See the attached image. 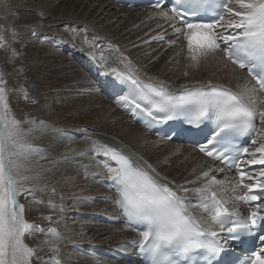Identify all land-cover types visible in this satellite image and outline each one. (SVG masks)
I'll return each mask as SVG.
<instances>
[{
	"label": "snow or ice",
	"instance_id": "1",
	"mask_svg": "<svg viewBox=\"0 0 264 264\" xmlns=\"http://www.w3.org/2000/svg\"><path fill=\"white\" fill-rule=\"evenodd\" d=\"M153 7L161 8L160 0ZM158 15L172 21V29L187 40V51L193 62L198 64L210 53L222 51L232 64L247 70L255 85L249 88L245 84L237 92L209 81L207 86L185 85L182 91L173 92L163 83L154 85L141 81L125 56L117 61L123 68L110 70L127 86L126 94L117 103L132 105L133 115L145 118L148 127L181 118L197 128L205 122L210 123L213 131L209 138L198 144L199 151L236 171L239 181L231 188L232 193L238 189L246 191L243 195L229 196V190L222 187L228 181L211 176L201 187L192 190L197 194V200L192 204L186 197L178 195V191L189 192L188 188L175 185L151 164L146 161L141 164L98 140L87 136L85 139L90 140L93 157L107 158L104 168L115 189L114 204L130 226H142L139 250L147 254L148 264H201V261L217 264L231 241H241L264 229V167H260L255 175L245 170L247 166H264V132L256 129L257 121L264 126V0H171V16L166 11ZM205 15H211L213 19H192ZM177 20L179 24L175 23ZM68 31L74 36L83 32L84 42L92 48L97 47L95 41L99 37L93 36L89 41L87 25L68 28ZM32 35H36L34 30ZM155 39H164V36ZM2 41L3 37H0V47ZM109 46L118 51L115 46ZM91 55L95 59V53ZM99 62L102 69L108 63L102 49ZM104 74L109 73L105 71ZM24 96L28 98L26 91ZM32 102L36 103L35 100ZM25 123L32 127L25 129ZM43 127V121L38 125L34 119L21 121L16 118L8 102L6 81L0 74V264H33V258L40 259L37 250L25 243V237L34 232L49 237L43 243L48 245L52 255L44 264H62V237L58 230L49 227L45 231L30 223L25 219L24 205L19 202L21 194L34 196L35 185L30 182L42 179L39 172H33L39 162H33L32 156L43 149L34 146L30 137ZM244 136H253L254 151L233 143L236 137ZM242 156L248 157L245 167H242ZM218 171L223 172V169ZM210 172L211 169L203 172L197 180L208 178ZM246 178L251 182H245ZM230 199L248 205V215L226 207ZM49 207L63 211L62 205L50 203ZM191 207L200 208L206 216L193 215L189 210ZM46 219L52 221L51 216ZM205 225H216L220 231ZM225 230L227 234L222 235ZM258 240V248L250 249L236 262L226 261L225 264H264V234L258 235Z\"/></svg>",
	"mask_w": 264,
	"mask_h": 264
},
{
	"label": "rangeland",
	"instance_id": "2",
	"mask_svg": "<svg viewBox=\"0 0 264 264\" xmlns=\"http://www.w3.org/2000/svg\"><path fill=\"white\" fill-rule=\"evenodd\" d=\"M14 1L15 0H0V37H3V41H2L3 46L0 47V74H2L3 79L6 81V87L8 89V102L16 118L21 121H27L33 119L34 120L38 119L37 121H39L42 118L43 119L51 118V120H53V123L55 124L56 127L73 126V124H75L76 126L73 127H82L85 130L88 129V131L89 132L91 131V133L95 132L96 135L100 136V138L97 139H100L103 142H107L106 140L113 139L116 141L118 140L117 142L120 141L122 144L126 143L127 146H129V140L127 138V135H124L121 132V129L119 130V127L122 123H114L115 120H119V119L125 120V119L121 118L122 116L119 115H116L113 118H109L106 116L105 113H103L101 107H103L107 102L104 100L99 101V98H103L105 95L98 87L95 77H93L90 74L91 73L90 70L86 69V67L82 65V61L80 57L77 58L78 52L81 53V51L82 52L86 51L90 53V51H92L91 53L94 52L96 54L98 50L101 51L102 48L101 47L99 49H97V47L92 48L88 44H87L88 48L87 47L85 48L86 43L84 41L82 42L75 41L79 36H81V40H83L82 36H84V33L82 32L77 33L75 36L73 35L72 32L69 33L71 38L69 35H67V33L63 34V32H60L61 35L59 34V32H53V33L41 32L37 36H31L32 35L31 34L32 27H30L31 23L29 20H26L23 17H21V13L23 12V9H18L19 6L17 5L18 6L17 7L15 3L14 4L12 3ZM27 1L30 3L24 2L23 5L26 6V8H29L28 10L32 11L34 14H35L34 7L38 5V3L36 4V2L39 1L42 4H46V5L52 4L58 8L61 7L60 5L61 2H59L61 0H27ZM23 5H21V7ZM6 6L10 8L9 11L7 10ZM69 12L71 13V8ZM37 13H39L37 16L39 19L45 18V17L43 18L44 10L38 11ZM70 13L69 15H71ZM120 14L124 18L131 17L134 15V19L140 18L141 17L140 15L142 14H146V15L154 14V19L156 21L161 19L158 14H155V12L153 13V10H143V8L142 9L139 8L131 12L130 11L125 12L124 15H122V12H120ZM85 16L86 15H84L83 19H85ZM168 23H172V21H169ZM70 25H71L70 22L66 23L63 20L62 22H59L57 26L58 27L63 26L65 29H67L69 28ZM161 25H163L164 30H160L159 32L156 33V35H152L151 38L146 39V42L145 40L138 41L139 38H141V36H138L132 40L130 38L129 41H126L128 39L127 38L123 42L125 47H121V48L123 50L128 48L129 50L130 47H132L134 44H135L134 47L137 46V48H142L143 45L147 42L153 45L151 51L141 50L138 54L139 55L143 54V56H146L147 57L146 62L148 60V63H150L151 60L155 58L154 60H156L155 64L157 66L153 65L154 67L151 68L150 70H155V74L159 76L162 75V73L160 72L161 70L160 67H163L162 63L166 64L168 71L169 70L171 71L169 72L170 74H172L171 75L172 77L170 76L168 77L166 75L165 77L163 75L160 77H158L157 75L155 76H157L159 80L166 81L167 83L169 82L164 78L168 77L167 79H171L175 77L178 80V82L182 84L191 83L193 85H201V84L206 85L208 84L209 81H211L212 83L213 82L224 83L225 85L232 86L238 91L241 90V87H239L235 83H232V80L231 82L228 81L227 75H228L229 63L224 61L218 55L217 52H214L215 54L210 53L207 56V58L201 59L200 62L197 64L190 59L189 53L187 51V46L184 44V40L182 38H179L178 35H170L169 31H167V23L163 22V24ZM154 26L156 27V25ZM145 27H143V29H145ZM148 31L149 30L146 29L143 33H141V35L147 34ZM162 31L164 32L160 34V32ZM121 32L123 33L124 31ZM126 32L127 29L123 35H125ZM166 32L169 34L165 35L164 39H159V41H157L158 39H155V37L163 35ZM45 36L49 38L50 41L48 42L45 41L44 39L46 38ZM87 36L89 41H91L92 37H89V34H87ZM59 38H61V40L63 39L62 41L65 43L67 41V44H70V42L73 44L74 41V44L71 45L73 47L69 48L60 45L59 42H56L57 40H59ZM24 41L25 42L27 41V43L29 44L38 43L40 46L50 49V52L51 50L59 49L62 53L61 56L58 55L59 56L58 58L56 57L57 55H55V57L50 56L51 58H49L48 64L52 65V63H55V58L62 59L63 57L65 59V56H66L65 60L68 62L66 63V61L64 60L63 62H65V65L60 66L58 64V61H56L57 66L56 65L55 67L53 66L55 69H53L51 65L48 66V64H44L43 67L40 68V71L43 73V76L45 77L41 78L42 79L41 80L38 77H36L35 69L30 70L29 69L30 67L29 68L26 67L29 60H27L26 57L23 58L24 55L22 56L21 53L25 52L24 51L25 48L22 47L23 45L21 46V44H19V43H25ZM172 41H175V44H173ZM97 42L98 40L95 41L96 45ZM129 43L132 44L128 45ZM21 47L22 49L23 48L24 49L22 50ZM110 48L112 49L109 51L113 52L114 54L116 53L115 55H117L118 53H122L123 51L120 48H119L120 50H118L119 52L114 50L113 47H109L108 49ZM28 50L31 51V49ZM103 52H106V49H103ZM40 53H43V51H40ZM55 53L60 54L57 52ZM41 55L43 56V54ZM147 55L149 56V58ZM118 56L119 54L117 55V57ZM107 57L109 58L110 56ZM123 57L124 56H119L120 59H122ZM80 64L84 71L78 69ZM131 67H133V69L136 70V68L140 67V65L131 63ZM85 72L89 73L88 76L91 77V80L89 81L87 87L84 86L82 87L80 81L79 82H75V81L76 79L81 80L85 75ZM151 73L153 72H149V74ZM95 86L96 89L94 88ZM21 89H23V91H21ZM97 89H99L100 91ZM25 91L28 94L27 99L24 96ZM33 100H35L36 103H33L32 102ZM93 101L96 102V104L91 106L90 104ZM114 104H116L115 105L116 107L117 106L120 107V109L122 107V110L124 111L123 102L119 104L115 102ZM80 106L82 107L80 108ZM89 106L90 108L87 109ZM27 125L28 124L26 123L23 125L25 129L30 128ZM261 132H264V126H262ZM101 136L105 138H101ZM82 144L90 145V142L82 143ZM82 144H80L79 147L82 146ZM158 144L161 151L158 152L157 155H154L152 153L149 154L142 153L141 156L139 155L138 150L135 149L132 151L128 150V152L127 151L126 152L131 156L137 158L142 164L146 161L147 164L152 163L155 166L159 162L160 158L162 159L166 158V156L163 155L165 151L170 150L172 148L170 151H172L174 155L177 154L176 145H174L176 143L173 144L171 143L173 146L171 144H168V142L166 141H161ZM88 147L91 148V146ZM44 154H41L40 156L38 155L35 156V158L36 157L39 158L37 160L39 163L36 164V166H38L36 172H39L40 176H42L44 172L43 171L44 167H47L49 169L53 168L54 170L58 169V167L54 165V162H57L56 161L57 159L52 157L53 154H46V153ZM88 155L89 157L91 156L89 159L93 157L90 154ZM76 157L77 156H75V159ZM75 159L68 160L67 161L68 163L65 162L64 166L65 167L72 166V162H75L74 161ZM162 163L163 165L159 164L156 166L157 168L152 164L151 165L155 167L156 170L162 176L167 177L169 173L170 176H172V174H175V172L171 173L170 171L168 172L166 171V169L169 170L168 167V165H170L169 159L163 161ZM73 166H75L74 167L75 169H73L71 173L69 172V174H65V172L64 171L62 172L61 170H57L58 172L57 171H53V173L51 172L52 174L55 173L54 175L56 174L58 175H56V178L55 179L53 178V180L49 183L46 182H44V184L35 183L34 184L35 188H33V191L35 192L34 196L21 194V196L19 197V201L21 204L24 205L25 219L34 225H39L40 227L44 228L45 231H47L49 227H55L60 233V235L64 234L61 236L63 240H68L72 238L70 239L72 240L70 242L76 244L77 246L72 247L73 250L71 254H74V252L77 251V253H80L79 255H83L86 257L89 256L91 258H98V260L99 257H102V259H104L103 260L104 263H106L107 261L115 262L116 256L117 257L120 256V253L116 254V252H118L117 251L118 249L116 250L115 248H120L118 245L126 246L127 243L128 244L130 243V240H132L134 236L132 234L131 237L128 238L126 237L122 242L123 244L119 242L122 239L121 235L123 236L125 231L122 228V222L118 220L119 218L118 215L116 216L113 214L115 216L114 217L113 215H111L112 212H110L111 209L115 207V204H111V205L109 204L112 202L113 196L111 194L112 192L109 193V190H107L108 188L106 184L108 182L107 181L108 179L106 178L101 180V177L99 175L100 173L94 171L92 177L99 184L98 189L94 188L89 182L83 181L81 179L83 177L85 178L86 177L85 175H87L85 174L84 169H82L81 167L79 168V166L76 163H74ZM102 167L103 165L99 166V168ZM185 171H188V173H185L183 177L185 178L186 176L190 180L186 178L184 179L185 180L184 181L183 179H179L177 178L178 176H176L174 177L176 181L175 182L173 181L175 185L180 184V182L187 183V180L197 181V178H195V176H192L191 178V175L193 174L192 170H189V168L187 169L186 167ZM60 172H62L63 174ZM50 174L47 175V177L49 176L47 179H50L52 175ZM95 176L97 179L95 178ZM168 180L170 179L168 178ZM186 183H185V188H188L189 192H187V195H185V197L189 202L195 204L197 200V197L195 199V194H194L195 192H191L192 194L191 196L188 194L190 193V190L196 189L197 187H200L202 185H198V183H187V184ZM228 184L229 186H234L235 182L232 179H229ZM215 187H220V186H215ZM35 201H43V203H36ZM50 203L55 204L57 206L62 205L63 211H60L58 208L57 210H53L52 208L49 207ZM197 209L198 207H191V211H193L194 213L199 212V209L198 210ZM26 211H28V213ZM48 216L52 217V221L46 219V217ZM109 216H113V220L112 217ZM107 218H111V219H107ZM103 220L104 222L107 221L106 223L110 224L108 226H110L111 228L106 225L99 228L94 224L96 221H103ZM91 221L93 222L94 225H92ZM92 226L96 228L97 230L96 233H94V231L91 230ZM83 227H87L86 228L87 230H85ZM109 234L112 235H110L109 237L106 236ZM65 236L68 237L64 239ZM45 239H49V237L45 236L44 234H41L40 232H34L32 235L25 237L27 244L30 247L36 249L37 254L40 257V259L33 258V264H44L45 260H47L52 255V253L48 249V246L43 243ZM83 239L85 240L83 241ZM63 244L65 243L60 242V247L63 246ZM114 246L116 247L114 248ZM125 246H121V248H124L122 252L126 251L127 248ZM113 248L115 250H113ZM125 253L131 255V251L130 252L126 251ZM79 255H75L74 259H70L67 262L69 263L72 262L73 264L81 263L80 262L81 258L79 257ZM61 261L62 264H67L65 260L63 261V257L61 258ZM123 264H131V263L123 261Z\"/></svg>",
	"mask_w": 264,
	"mask_h": 264
},
{
	"label": "bare ground",
	"instance_id": "3",
	"mask_svg": "<svg viewBox=\"0 0 264 264\" xmlns=\"http://www.w3.org/2000/svg\"><path fill=\"white\" fill-rule=\"evenodd\" d=\"M24 2H28V1L27 0H17V1L15 0L12 3L13 4L15 3L16 6L18 5L19 6L18 9H23V12L21 13V17H23L24 19L30 21V23H31L30 27H32L31 28V34H32L33 30H34L36 32L35 36H37L41 32H43V33L59 32L60 35H61L60 32H63V34L67 33V35H69V33H71V32L68 31V28L65 29L63 26L62 27H58L57 26L59 24V22H62L64 20V22H66V23L70 22L71 25L69 26V28H79V27L83 28L85 25H87V27L89 29L87 34H89V37H93V36L99 37L98 42H97V49H99L100 47L102 48V50L106 49V52H103V54L105 53L104 57H105V59L108 62L107 65L105 66V68H103L104 70L101 68V65H100V62H99V60H100V51L99 50L95 54V59L90 54L92 51H90V53H88L86 51H83V52L81 51V53L78 52V57H77V58L80 57L82 62L87 61L88 63L92 64L91 69H93V71H94L93 73H95V75H97L98 73L100 74L99 80H105L106 78H110L112 76V74L110 72L111 68H113V67H115V68H123V65L118 64L117 61L120 59L119 56H124V57L126 56V57L129 58L131 63H134L136 65H140V67L136 68V70L134 69L135 74H136V76L138 78L141 77V78L147 79V80H149L151 82H153V81L157 82L159 84L163 83L166 87L172 88V89H179V88H182V86H185V85L186 86H204V84H201V85H193L191 83H183L182 84V83H179L178 80L175 77H173L171 79H167L169 76L172 77L171 76L172 74H170L171 71L170 70H169L170 72L168 71L167 66L164 63H162L163 67H160V69H161L160 72L162 73V75L164 77H165V75L168 76L167 78H164V77L163 78L165 80H167L169 83H167L166 81H163V80H159L158 77H160L162 75L159 76V75L155 74V70H150L151 68L154 67L153 65H156L155 64L156 60H154L155 58H153V60H151V62L148 63V60L146 62V59H147L146 56H143V54H140V55L138 54L141 50L142 51H144V50L151 51L152 50L153 45H151L148 42L145 43L146 39L151 38L152 35H156V33L159 32L160 30H164L163 27L162 28H158L157 27L158 24L161 25V24H163L164 21H162L161 19L156 21L154 19V14H147V15L146 14H142V15H140L141 17L138 18V19H134V15L131 16V17L124 18V17L121 16L120 12H122V15H124L125 12H128V11L131 12V11H135L136 9H139V8L142 9L143 8V10H153V13L155 12V14H158L159 12H162V10H156V9H153V8H146V7H136V8H132V9L131 8L128 9V8H124V7H117L114 4H112L109 0H61V1H59V2H61V4H60L61 7H59V8L55 7V5H52V4L51 5H46V4H42L40 1L36 2V4L38 3V5H36V7H34V12H35V14H34L32 11L28 10L29 8H26V6L23 5ZM28 3H30V2H28ZM21 5H23V6L21 7ZM8 6H6V8L9 11L10 8ZM70 8H71V13L69 12ZM43 10H44L43 18L44 17L45 18L44 19H39L37 17L39 13H37V12L38 11H43ZM69 13L71 15H69ZM84 15H86L85 19H83ZM137 22H139V23H137ZM154 25H156V27ZM143 27H145V29H143ZM126 29H127V32H126L125 35H123L124 32L126 31ZM146 29L149 30L147 32V34H142L141 35V33H143ZM121 31H124V32L122 33ZM22 32H23V30H22ZM163 32L164 31L160 32V34L163 33ZM130 34H132V35H130ZM31 36H34V35H31ZM138 36H141V38H139V40L137 39L138 41H144L145 40V42H144L145 44L144 43H143L144 45L141 44V45H143L142 48H137V46L134 47L135 44L132 47L129 46L130 47L129 50H128V48H126L124 50L121 48V47H125L123 42L127 38L128 39L126 41H129L130 38L132 40V39H134V38H136ZM70 38H71V36H70ZM82 38H83V36H82ZM44 39L47 42L50 41L49 38H47V37L44 38ZM67 39H69V38H67ZM62 40H61V38H59V40H57L56 42H59L60 45H63L65 47H69V48L73 47L71 45L74 44V41H73V44L71 42H70V44H67V41L65 43ZM75 41L82 42L84 40H81V36H79V37H77V39ZM19 44H21V46L23 45L22 47L25 48V49L23 48L25 52L21 53L22 56L24 55L23 58L26 57L27 60H29L26 67L27 68L30 67L29 68L30 70L31 69H35L36 77H38L39 79L45 77V76H43V73L40 71V68H42L44 64H48L49 58L55 57V55H57L56 57L58 58L59 57L58 55L61 56V54H62L59 49L51 50V52H50V49H47L46 47L40 46L38 43L29 44L26 41L25 43H19ZM130 44H132V43H129L128 45H130ZM85 45H86L85 48L86 47L88 48V45L87 44H85ZM109 45L115 46V48H117L118 50H120V49L123 50L122 53H118L119 56L117 57L118 54L115 55L116 53L114 54L113 52L109 51V50L112 49V48L108 49L110 47ZM22 47H21V49H22ZM28 49H31V51L28 50ZM40 51H43V53H40ZM55 52L60 53V54H56ZM72 53H74V52H72ZM41 54H43V56ZM107 56H110V57L108 58ZM148 58H149V56H148ZM62 59L61 58H59V59L55 58V63H52V65L48 64V66L51 65L52 68L55 69L54 68L55 65L57 66L56 61H58V64L60 66H64L65 62H63V61L66 59V56H65V59L63 57H62ZM67 62L68 61H66V63ZM125 63H127V61H125ZM228 65H229L228 75L226 74L228 76L227 77L228 81L231 82V80H232V83H235L239 87H242L245 84H247V86L249 88L254 86L253 84L251 86L248 85L249 83H252V82L245 75L244 72H242L240 69H238L237 67H235L234 65H232L230 63ZM27 68H25V69H27ZM78 69L84 71L83 68L81 67V64H80ZM42 71H43V69H42ZM100 71H102V72H100ZM105 71H107L109 74L105 75L104 74ZM149 72H153V73H151L152 75L149 74ZM62 73H64V72H62ZM88 74L89 73L85 72V75L83 76V78L81 80L76 79L75 82H79L80 81L82 87L83 86L87 87V85L89 84V81L91 80V77L88 76ZM57 75H58V73H57ZM155 75H157L158 77L155 76ZM93 76H94V74H93ZM56 81H57V79H56ZM222 84H224V83H222ZM48 85H49V83H48ZM227 86H230V85H227ZM94 88L96 89V86ZM97 90H99V89H97ZM118 99H120V98L117 97L116 99H114L116 101H113V100L107 99L104 96L103 98H99V101H103L104 100V101L107 102L103 107H101V110L103 111V113L106 114L107 117L113 118L116 115H119V116H122L121 118L125 119V120H122V119L115 120L114 123H122L120 125V127H119V130L121 129V132L124 135H127V138L129 140V146H127L126 143L122 144L120 141H119L120 143L117 142L118 140L117 141L113 140V139L106 140L107 138L105 139L107 142H103L100 139H97V138H100V136L96 135L95 132L91 133V131L89 132L88 129L85 130L82 127H73V126H76L75 124H73V126L56 127L55 124L53 123V120H51V118H48V119H43L42 118L39 121H37L38 119L35 120L38 125H39L40 121H43L44 122V127L42 128V130L41 129H37L36 131H34L32 133V135H31V137H30V141H31V143L34 146H36V147H38L40 149H43V151L41 153H39L38 156H40L41 154H44V153L53 154L52 157L57 159L56 160L57 162H54V165H56L58 167V169L54 170L53 168H51V171H45L46 169H49V168L44 167V170H43L44 172H43V174L41 176L42 179L30 182V183L31 184H35V183H40V184L43 183L44 184V182L49 183V182H51L53 180V178L54 179L56 178V175H58V174L54 175L55 173L52 174L53 171L61 170L62 172L64 171L65 174H69V172L71 173V171L73 169H75L74 168L75 166H73V164L76 163L79 166V168L81 167L82 169H84L85 174H87V175H85L86 176L85 178L83 177L81 179L83 181L89 182L94 188L98 189L99 188V184L92 177L93 176V172L97 171L98 173H100L99 175L101 177V180L102 179H106L107 175H106V169L104 168V161L107 160V158H105L102 155H100V156H96L94 158L92 157L93 158V159L91 158L92 160L89 159L91 156L89 157L88 154L91 155L93 149L88 147V146H91V145L82 144V143L90 142L88 139H85L86 136L90 137L93 140H98V141L108 145L109 147H114L117 150H119L121 152H124V153H127L128 150L132 151V150L135 149V150H138L139 155H141L142 153H144V154L145 153H147V154L152 153L154 155H157V153L161 151V149L158 146L159 145L158 143L161 142V141H166V140H163V139H161L159 137L152 136L149 133H147L145 130H143L140 126L134 124L133 118H132L130 113H126L125 111L122 110V108L120 109V107H118V106L116 107L115 106L116 104H114V103L117 102ZM99 101H97V102H99ZM95 104H96V102L93 101L90 105L93 106ZM81 107L82 106H80V108ZM89 108H90V106L87 109H89ZM72 109H74V108H72ZM77 111H78V109H77ZM119 121H121V122H119ZM27 126L32 127V125H30V124H28ZM259 130H261V129L259 128ZM101 138H105V137L101 136ZM166 142H168V144L175 143V142H170V141H166ZM80 144H82V146L79 147ZM174 145H176L177 154L174 155L172 153V151H170L172 149L171 148L170 150H167V151H165L163 153V155H165L166 158H164V159L160 158L159 162L157 163V165H159V164L163 165L162 162L169 159V161H170V165H168L169 170L166 169V171L167 172L170 171L171 173L175 172V174H172V176H170V173L167 176V178H169L170 181L172 180V181L175 182L176 179H174V177H176V176H178L177 178L183 179V180L188 178L186 176H185V178L183 177L185 173H188V171H185L186 167H187V169L189 168V170L193 171L192 172L193 174L191 175V178H192V176H195V178L200 177L203 172L209 171L211 169V172H210V175H209L208 178H202V179H199V180L196 181V183H198V185H203L206 182L207 179L211 178V176H216L217 179H225V177L219 176V171H218L220 169V164L219 163H217V162L205 157L200 152H198L193 146H190L188 144H180V143H176ZM255 147H256V145L253 146V149ZM81 152H85L87 154L83 155V156L77 155L78 153H81ZM35 156H37V155H33L32 156V161L33 162H36L39 159L37 157L35 158ZM75 156H77L78 158L76 157V159L74 160L75 162H72V166H68L67 165L68 167H65L64 163L67 162L68 160H63L62 158L63 157H75ZM130 158L133 159V160L139 161L137 158H135L133 156L130 157ZM85 165H87L88 167H85ZM101 165H103V167L99 168V166H101ZM152 165L155 166L154 164H152ZM37 167L38 166L35 165V167L33 168V172L34 173L38 169ZM62 172H60V173H62ZM48 174L51 175L52 179H51V177H50V179H47L49 177V176L47 177ZM95 178H96V176H95ZM194 180H196V179H194ZM185 183L186 182H182V183L180 182V184H178V185H182L183 187H185ZM106 185H107V188H108L107 190H109V193L112 192L111 194L113 196V199H112V202L109 203L111 205V204H114L113 200H114V196H115V189H114V186L109 184V183L106 184ZM222 187H226L229 190L227 195L232 196V197L236 196L235 194H237L238 191H239V189H238L235 193H232L231 189H230L231 187H227V183L225 185H223ZM97 189H96V191H97ZM191 192H193V191L190 190V193L188 195L191 196L192 195ZM178 193L181 194V195L180 194H178V195L184 196V197H185V195H187V193H185L183 191H178ZM194 194H195V197H197L196 193H194ZM227 205L231 209L236 208V209H238L240 211L241 203L235 201L234 199H230L229 202L227 203ZM198 209H199V212H195V213L193 211H191V208L189 210H190V212H192L193 215H195L197 217L206 216V215H203V212H202V210L200 208H198ZM26 212L28 213V211H26ZM110 212H112L111 215L114 214L116 216L118 215V217L120 216L119 211H118V207L116 205H115L114 208L111 209ZM110 212H108V213H110ZM113 216H109V217H112V219H113ZM119 218H118V220H119ZM91 222H89V223H91ZM106 222H104V220L103 221H96L94 224L96 226H98L99 228L103 227L104 225H106V226L110 225V224H108ZM110 222H112V221H110ZM94 224L92 222V225H94ZM205 226L206 227H209V226L213 227V225H205ZM108 227H110V226H108ZM83 228L85 230H87L86 229L87 227H83ZM122 228L124 229L125 233L123 234V236L121 235L122 239L119 242L122 243L123 240L126 237L127 238L131 237L132 234L134 236V239L140 237L139 233H137L136 231L131 230L124 223H122ZM91 230H93L94 233L97 232L96 228L93 227V226L91 227ZM62 235H64V234H62ZM110 235H112V234H109V235H106V236L109 237ZM68 236H65L64 239L66 237H68ZM70 239H72V238H70ZM70 239H68V240H63L62 239V242H64L65 244H63V246L60 247V250H61L60 251V257L61 258L63 257V261L65 260L66 262L68 260H70V259H74L75 255H79L80 254V253H77V251L74 252L75 255L71 254V252L73 250L72 247L73 246H77V245L73 244L72 242H70V241H72ZM84 240L85 239H83V241ZM127 240H130V239H127ZM25 243L27 244L26 240H25ZM78 246H79V244H78ZM118 246L120 248H115L116 246H114V248L116 250L118 249L117 250L118 252H116V254H119V251H123L124 248H121V246H125V245H118ZM114 248H113V250H115ZM80 251H82V250H80ZM103 253H104V251H103ZM127 255H129V254H127ZM79 257L81 258L80 259L81 263H79V264H123V259H124V257L120 258L119 256L118 257L116 256V261L115 262L107 261L106 263H104V261H103L104 259H102V257H99V260H98V258H91L89 256L86 257V256H83V255H79ZM132 258H133V256H132ZM135 262H136V264H140L136 260H135ZM67 264H73V263L72 262L71 263L67 262Z\"/></svg>",
	"mask_w": 264,
	"mask_h": 264
}]
</instances>
